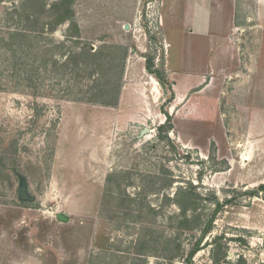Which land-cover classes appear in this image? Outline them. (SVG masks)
<instances>
[{
  "label": "rangeland",
  "instance_id": "374dc122",
  "mask_svg": "<svg viewBox=\"0 0 264 264\" xmlns=\"http://www.w3.org/2000/svg\"><path fill=\"white\" fill-rule=\"evenodd\" d=\"M69 1L53 30L63 0H0V264H186L217 205L189 264L264 263V75L216 81L225 126L206 112L203 136L173 101L160 138L169 0ZM232 36L244 72L264 66V32Z\"/></svg>",
  "mask_w": 264,
  "mask_h": 264
},
{
  "label": "crops",
  "instance_id": "0c3cea01",
  "mask_svg": "<svg viewBox=\"0 0 264 264\" xmlns=\"http://www.w3.org/2000/svg\"><path fill=\"white\" fill-rule=\"evenodd\" d=\"M254 1L256 10L250 16L246 10L247 0H169V31L173 32L174 29L178 32V47L182 54L176 66L173 67L168 61V79L171 87L162 85L159 88L161 92L158 88L155 90L156 96L160 94V97H164L168 93L171 100L170 106L165 109L171 117L169 138H173V101L182 104L180 109L184 113L175 115V120L183 127V131L192 136H203L202 133L199 134V129L206 112L214 114L219 129L225 126L220 117L221 110L218 109L220 115L216 113L217 109L214 108V100L211 97L216 81H221L228 75H264V66L255 64L253 71V67H250L246 72L241 69V53L237 48L239 46L232 38L235 30L243 31L245 28L264 32V0ZM173 10L178 13L176 19L174 18V26ZM251 20V24H246ZM189 61L192 65L185 67ZM160 114L163 116L159 125H162L166 121V115L162 112ZM191 124L196 127L195 133L191 131L192 127H188ZM178 139L181 140L179 135ZM61 214L67 217L61 221H67L68 216ZM15 239L18 243V239L27 240L28 237L25 233H17ZM15 255H18V251ZM15 264H18L16 260Z\"/></svg>",
  "mask_w": 264,
  "mask_h": 264
},
{
  "label": "trees",
  "instance_id": "16d2710c",
  "mask_svg": "<svg viewBox=\"0 0 264 264\" xmlns=\"http://www.w3.org/2000/svg\"><path fill=\"white\" fill-rule=\"evenodd\" d=\"M70 1L69 0H63V2L61 3L62 5H65L66 7H64V11H65V14L64 15H60V16H57V20L54 21L53 24H50V27L51 29L54 30V26L61 23V21L64 19V17H68V18H71V14H70V11H69V8H68V3ZM70 4V3H69ZM36 20V19H35ZM73 20V19H72ZM37 22V21H36ZM166 115V121L162 124V125H159L157 127V130H158V135L160 138H163V139H169V136L167 135L168 132L171 130L172 128V125H171V117L170 115L166 112L164 113ZM165 131V134H161V132H164ZM259 188L261 190H264V184H261L259 185ZM189 190H191V188H188ZM194 194V193H193ZM195 197H197L196 194H194ZM218 207L219 205H217V207L215 208L214 210V213L218 210ZM185 212V209L183 210V213ZM214 213L213 215L209 218V220L207 221L206 223V226L203 228V230L201 231V235L199 237V239L196 241V243L192 246V248L188 251L187 255H186V264H189L191 262V259L193 258V256L197 253V251H199L201 249L200 247V244L201 242L203 241V239L205 238V236L208 234L209 232V229H210V225H211V222L213 220V216H214ZM264 264V263H262Z\"/></svg>",
  "mask_w": 264,
  "mask_h": 264
},
{
  "label": "water",
  "instance_id": "95a60500",
  "mask_svg": "<svg viewBox=\"0 0 264 264\" xmlns=\"http://www.w3.org/2000/svg\"><path fill=\"white\" fill-rule=\"evenodd\" d=\"M144 132H146L147 131V129L145 128L144 130H143ZM142 131V133H144ZM18 196L21 198V199H24V200H31V197H29V195L27 194V192H26V190H25V186L22 184V185H20V189H19V191H18ZM60 220H66V216L65 215H63V214H58V216H57Z\"/></svg>",
  "mask_w": 264,
  "mask_h": 264
}]
</instances>
